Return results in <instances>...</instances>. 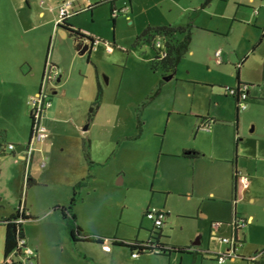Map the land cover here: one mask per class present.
<instances>
[{"label":"rangeland","instance_id":"1","mask_svg":"<svg viewBox=\"0 0 264 264\" xmlns=\"http://www.w3.org/2000/svg\"><path fill=\"white\" fill-rule=\"evenodd\" d=\"M197 1L203 2L161 0L158 4L152 2L156 4L152 6L151 0H141L139 13L130 15L129 19L119 17L115 26L109 14L104 12L108 7L105 3L97 8V14L102 13L100 18L93 19L86 11L70 19L77 21L85 30L97 32L104 42L111 43L115 37L126 46L123 47L126 51L116 48V57L111 59L101 55V67L110 65L112 71L110 86L107 82L109 75L101 77L105 88L114 89V92L118 86L120 88L116 100L114 95L108 102L102 100L100 112L93 121L96 131L101 133L105 123L113 122L115 125L117 116L123 119V129L128 130L131 136L137 134L138 121L142 123L144 132L138 142L123 139L116 142L111 136L116 157L108 165L94 168L96 177L81 192L84 202L78 208L79 218L84 229L96 236L146 239L153 228L152 221L145 217L146 211L165 209L169 213L163 227L165 242L191 245L204 236L206 246L210 222L221 223L224 230L233 222L234 212L241 217L253 214L257 218L254 224L243 227L247 238L244 247L246 251L251 250L252 245L264 249V196L254 206L247 201L242 203L238 197L232 199L231 163L225 159L232 158L236 138L239 141V172L242 169L246 174L247 165L258 164L264 179V37L253 50L263 35L264 0H215L205 12L185 11L190 3L196 6ZM123 2L128 3L127 0H119L118 6ZM55 6L50 0H0V130L4 134L6 152L9 144L17 147L28 145L31 97L25 106V110H29L27 117H21L23 110L18 87L22 86L21 82H31L22 74L27 65L37 72L38 63L53 49L52 45L49 49L48 26L44 24L52 18L50 8ZM40 11L46 13L44 19L38 15ZM168 11H172L168 16L171 20L185 25L194 24L191 52L183 59L173 80L164 81L165 76L161 73L152 75L153 81H163L164 86L159 92L157 88L150 91L152 82L139 75L141 65L134 58L135 53L144 55L150 47L136 46L134 33L146 29L148 18L153 22H163L161 18ZM208 26L220 31L207 29ZM50 37L55 38L52 34ZM104 42L99 46L102 52ZM218 53L219 57L216 56ZM217 60H223V63L216 64ZM60 72L61 77L62 70ZM237 74L241 84L249 85L252 99L247 101V110L239 112L236 120L235 100L226 94L225 89L237 87ZM240 88L243 90L245 86ZM183 92L196 95H182ZM172 105L180 113L169 115ZM190 108L194 114H185V110ZM109 114L113 118H107ZM207 115L217 120L209 131L198 128L200 119ZM164 136V150L179 151L183 145L195 146L196 149L187 150L199 152L202 157L187 168L176 158H166L168 165L161 167L155 156ZM19 140L25 141L20 143ZM123 149L130 155L122 159ZM1 156V166L5 168L3 161L13 160V156L9 152ZM220 158L223 160L218 162ZM44 161L48 164L49 158ZM118 164H123L127 170L124 183L113 173ZM5 172L4 177L10 181L8 172ZM158 183L171 186L183 183L185 188H189V193L183 195L173 191L161 195L155 190ZM262 189L264 191V184ZM214 243L218 242L211 238V244ZM76 248L89 258V262L83 260L81 264H100L97 253L100 245L82 242ZM111 248L114 252L130 255L125 248ZM45 249L47 252L60 250L48 241ZM150 264L159 263L151 260Z\"/></svg>","mask_w":264,"mask_h":264},{"label":"crops","instance_id":"2","mask_svg":"<svg viewBox=\"0 0 264 264\" xmlns=\"http://www.w3.org/2000/svg\"><path fill=\"white\" fill-rule=\"evenodd\" d=\"M50 1L56 5V8H50L52 18L44 25L48 26L46 36L50 38L49 46L51 48L52 45L53 49L51 50V53L48 52L49 55H46L44 60L42 59L41 62L38 63L37 72H35L34 67H29L28 65L27 69L22 72V74L30 78L31 82L30 84H27V82H21L22 86L18 87V93L21 95V110H23L21 117H27V112L29 110L26 111L25 106L28 103L29 98L37 95L40 91L48 61L59 69V74H61L60 70H62L61 82L54 87L51 92L52 96L50 99L52 106L46 113V124L48 127L47 140L41 144H33L31 156L28 145L17 147L15 144H9L14 145L13 151H10L7 148L8 152L12 153L13 160L5 159L3 161L5 163V168L1 166V158L3 156L0 155V221L12 216L18 208H25L28 211V215L32 219L25 222L23 225L24 236L27 245L29 247H33L37 254V264H81L83 260L85 262H89L88 256L79 252L76 248V245L82 242H79L76 245L72 243L67 227L62 221L60 212L55 211L54 208L56 206L67 205L72 197L74 187L77 183L82 180H86L89 173H91L92 178L86 186L88 187L90 182H92V180L96 177L94 168L108 165L110 160L116 157V154H113L115 152L112 148L113 142L110 139L111 136L116 140V142L120 139L138 142L144 132L138 136V138H135L137 134H133L131 136L128 134V130L124 131L123 129V119L117 116H115L116 124L112 125L113 122L111 124L105 123L101 133H98L95 129V123H93L95 119L91 123H87L88 110L91 103L96 98L99 86L103 88V101H110L113 95L115 97L114 100H116L117 95H119L120 86H118L117 91L114 92V89H110L108 87L105 88V84L101 81L102 75H109L107 82L109 86L112 83V71L110 69V65L106 67L107 69L101 67L103 66L102 62H100L101 55L111 59L116 57V48L126 51V49L123 48L126 46L123 45V41H120L115 37H113V41L111 42L112 44L104 42L101 38H99L100 35L97 34V32L85 30L77 21L69 20L75 28L79 29L85 35L100 39V42H104L105 44L104 52H102L99 48L100 42H98L96 46L87 52L88 55H82L79 48L80 41H74L71 39L69 33L57 28L58 9L60 5L67 0ZM106 1L110 0H75L74 11L78 12L77 15L84 14V12L89 11L93 19L96 17L100 18L102 13L99 12L97 14L98 6L92 8L91 11L88 10V8L97 3H105L108 7L104 9V12L106 15L108 13L110 16V4ZM127 1L128 3L123 2L119 6L117 4L119 0L114 2L115 8L120 11V14L115 19V24L119 17L124 16V18L129 19L130 15L134 16V14L139 13L142 10L141 0ZM142 1L144 2V0ZM160 1L161 0H151V3L153 2L158 4ZM197 2L196 6H193L190 3L185 11L192 9L194 11L198 10L199 12H205L204 10H207L215 1L205 8L201 7L202 3H199V1ZM153 3L152 6H155L156 4ZM86 4L89 5L88 8L86 7ZM145 7H143V11H145ZM171 12L172 11H168L167 15H162L164 18H161L163 19V22L160 23L153 22V19L148 18L146 21V28L149 26L162 27L168 25L185 26L186 23L181 24V22L171 20L169 18V13ZM38 15L41 16L42 19L46 17V13L43 11H40ZM115 24L112 23L113 26H115ZM207 29L220 31L219 28H211L210 26H208ZM143 31L144 30L134 33V37H136L135 42L137 37ZM51 34L54 35L55 38L50 37ZM108 46L111 47V52H108ZM135 54L134 58L138 64L141 65L139 75L143 79H148L149 81L151 80L152 86L150 91H153V89L156 88L160 91L164 86V82L161 85V81L157 83V80L153 81L151 78L152 75L157 74L151 72L149 67L150 62L153 59L152 50L150 49V51H145L144 55ZM222 61L219 60V63L216 61V64L220 65L223 63ZM22 69V67L19 68L20 71H22ZM177 70L173 74V78L171 80L174 79ZM122 83L123 75L121 77V85ZM188 93L189 94L183 92L182 95H196L194 92ZM175 95L177 94L175 93ZM249 97V99H252L251 92H249ZM168 111L169 115H175L174 113L176 112L180 113V110H177L175 105H172V109ZM184 113L194 114L192 108H190V110H185ZM239 114L238 117H236V120L239 119ZM107 118H113V115L109 114ZM201 123L203 124L205 122L202 120L199 121L198 128ZM213 126H211V128ZM211 128H209L208 131L212 130ZM156 133L157 135H160L158 131ZM165 140L166 138L164 136V139L160 144L159 151L156 152L155 156V159L158 161V165L161 167L168 165L166 158H176L177 160H180L177 162H182V164L187 168L190 164H193L194 161L199 160L202 157V154L199 152L187 150L196 149L195 146L186 147L183 145L179 151L164 150ZM235 140L236 138L234 139V152L232 158H229L230 160L225 158L227 159L226 161H229L228 163H231L232 199H236V197H238V200L242 203L247 201L254 206L259 203L262 196H264V191L262 189V185L264 184V179H262L263 175L260 173V166L258 164L247 165L246 174L240 168L239 172L237 166V149L239 147V141L235 144ZM24 141L25 140H19L20 143H24ZM86 144L89 146L91 161L95 163V167L92 171H90L84 156V148L86 147ZM194 153H198L199 155L196 158L190 157ZM129 155L128 151H124L123 149L120 158L123 159ZM44 157L49 158V163L45 164V167L42 168L41 163L46 159H43ZM221 160L223 159L220 158L217 161L219 162ZM234 169L243 175L247 182L246 187H244L241 178H237L236 188L234 187ZM113 170L115 177L118 179L122 178L120 181L124 183L127 173L124 165L118 164L113 168ZM4 171L8 172L10 181L4 177ZM26 176H29L30 179L35 182V185L29 187L27 190H24V179ZM238 185L239 189L237 191ZM155 190L161 195L168 194L173 191H177L183 195L189 193L187 192L189 191V188H185L183 183L175 184L173 186L167 183H158ZM83 202L84 201L82 200L75 207L77 223L83 230L92 234V232L84 229V226L81 224V219L79 218L80 212L78 208ZM158 210L166 211L165 209ZM246 215L244 214L243 217H241L242 215L239 216L243 220L239 221V228L241 230L237 231V233L233 230L232 223L228 224L230 226L229 228L223 230L220 226L216 231L212 227L214 222H210L211 224L207 245H204V236H200L201 238H199L198 241L199 245H196L201 251L199 253L193 249L191 250L193 243H191V245L175 244L173 246L187 247L190 249L187 250V253H167L161 255H149L144 258H133L132 254H120L118 252H114L112 248L110 252H105L102 250V246H100L97 250L100 259L98 261L100 264H150L151 260H156L159 264H218L216 262L217 255L228 253L233 258L228 260L225 264H264V249L252 245L251 250H245L244 245L247 238L243 232V227L248 224H251L252 226L254 221L257 219L253 214H249L248 216ZM200 216L205 217V215L201 213ZM33 226H35L34 228H37V230L34 229ZM221 237L233 239L234 245L231 246L221 242L219 240ZM4 238L5 229L0 226V264L5 263ZM211 238L216 239L218 243L211 244ZM120 239L125 240L124 238ZM135 239L145 241L148 237L146 239H139L136 237ZM235 240L240 242L242 241L243 243H237ZM47 241L55 245L60 250L57 252H47L45 249Z\"/></svg>","mask_w":264,"mask_h":264},{"label":"trees","instance_id":"3","mask_svg":"<svg viewBox=\"0 0 264 264\" xmlns=\"http://www.w3.org/2000/svg\"><path fill=\"white\" fill-rule=\"evenodd\" d=\"M116 0L106 1L110 4V21L115 24L116 17H113V13L116 10L115 2ZM215 0H203L202 8L210 5ZM101 3H97L88 8V10H92V8L99 6ZM78 12L73 11L70 17L64 19L61 24L57 25L58 29H62L69 33L70 36L74 38L76 41L87 40L92 43L90 50L94 47L95 42H100V40L85 35L79 29L75 28L71 23L70 19L76 16ZM194 26L192 23H188L185 26H162V27H147L136 39L135 45H147L153 52V59L149 64L150 70L153 73H161L162 76H168L174 74L181 63V61L191 52V44L194 35ZM264 37V30L261 39L254 46L253 50H255L261 43L262 38ZM158 43L160 46H158ZM50 49V46H49ZM237 87L236 90H241L240 86L243 85L246 87V92L249 97V85L241 84L239 82V76L237 74ZM163 84V81L160 83ZM159 89L157 90V92ZM236 103L237 113L236 117L239 114V97L231 96ZM103 100V88L101 86L98 87L97 95L95 100L91 103L88 114H87V123H91L101 106V102ZM248 101V100H247ZM30 119V134H29V142L32 140L34 135V117L32 112H29ZM201 120L205 123H201L199 125V129L203 127L211 128V126L215 125L216 119L210 118L208 115L201 118ZM143 133L142 123L138 121L137 123V135L135 138H138ZM4 134L0 131V155H7L6 150L3 146ZM238 143V140H235V144ZM29 145V144H28ZM12 155V153H9ZM199 154L194 153L190 157L196 158ZM84 156L85 160L89 166L90 171L95 167V163L91 161L89 146L86 144L84 148ZM239 172L234 169L233 170V183L236 188L237 177ZM92 178L91 173H89L86 180H82L77 183L74 187L72 197L67 205L56 206L54 208L55 211H59L61 214L62 221L65 223L68 233L70 235V239L74 245L79 242L91 243L103 246L106 242H109L111 246L125 248L129 250L130 254H137V257L147 256V255H161V254H172V253H187V247H178L170 245L164 242L166 236L164 235L163 227L165 225V220L169 217V214L164 210H159L163 212L165 215L164 224L162 227H157L153 224V228L149 231L148 239L145 241H140L134 239L132 241H126L118 238L117 236H113L112 238L108 237H100L94 234L88 233L83 230L77 223V218L75 214V207L78 203H80L83 199L81 196L82 190L87 186V183ZM35 185V182L30 179L29 176H26L24 179V190H27L29 187ZM236 192V191H235ZM149 210L146 211L145 217L147 216ZM32 218L28 215V211L25 208H18L15 213L7 219L0 221V226L5 229V238H4V264H24L22 259V247H20V242L25 240L23 225L25 222L31 220ZM234 225L233 230L235 233L241 230L238 226V221L243 220L238 216V213L234 212L233 215ZM237 243H243L242 241H237ZM156 251L158 253H156ZM260 264V263H257Z\"/></svg>","mask_w":264,"mask_h":264},{"label":"built area","instance_id":"4","mask_svg":"<svg viewBox=\"0 0 264 264\" xmlns=\"http://www.w3.org/2000/svg\"><path fill=\"white\" fill-rule=\"evenodd\" d=\"M75 8V2L72 0H67L64 1L59 9H58V20H57V25L61 24L62 21L68 17H70V15L72 14V12L74 11ZM120 11L119 10H115L113 13V17H117L119 15ZM98 44V42H95L93 46H96ZM158 46H160V44L158 43ZM108 48V52H111L112 49L111 47H107ZM216 56H220V54L218 53ZM217 62L219 63V60H217ZM59 69L56 68V66L52 63H50L48 61L47 66H46V70L45 73L43 75V79H42V85L40 88V91L37 95H34L31 97L30 99V111L33 114L34 117V135L32 140H30L29 142V151H30V156L32 153V146L33 144H41L43 142H45L48 138V127L46 124V113L48 111V109L52 106V102H51V92L52 89L54 87H56L55 83L57 81V79L59 78ZM226 94L227 95H231V96H237L239 97V111H244L247 108V100H248V94L246 92V87L243 90H236L235 88H226ZM203 129L208 130V127H203ZM8 149L10 151L14 150V145H9ZM41 167H45V161H43L41 163ZM237 178H241L244 187L247 186V182L245 180V178L243 177V175L241 173L238 174ZM146 218L150 221H152V223L157 226V227H162L164 224V220H165V215L163 212H160L158 209H151L149 210ZM232 225H234V220L232 222ZM221 226V223H217L214 222L212 224L213 229H215L216 231L218 230V228ZM238 226H239V221H238ZM219 240L223 243H226L228 245H234V240L231 238H224L221 237L219 238ZM20 247H22V259H23V263L24 264H37V254L35 252V250H33L31 247H29L26 243V239L22 240L20 242ZM102 250L105 252H110L111 251V245L109 244V242H106L103 246H102ZM156 253H158L156 251ZM133 258H137V254L134 253L132 254ZM233 257H231L228 253L226 254H219L217 255V260L216 262L218 264H225L228 260H231Z\"/></svg>","mask_w":264,"mask_h":264},{"label":"water","instance_id":"5","mask_svg":"<svg viewBox=\"0 0 264 264\" xmlns=\"http://www.w3.org/2000/svg\"><path fill=\"white\" fill-rule=\"evenodd\" d=\"M92 46V43L90 41H87V40H83V41H80V45H79V48H80V52L82 55L86 54L88 51H90V48ZM173 78V74L172 75H169L167 77H165V81H169ZM61 82V77H59L55 83V85L57 86L59 83ZM193 246H196V245H199V242L198 243H193L192 244ZM190 248H187V250H189Z\"/></svg>","mask_w":264,"mask_h":264},{"label":"flooded vegetation","instance_id":"6","mask_svg":"<svg viewBox=\"0 0 264 264\" xmlns=\"http://www.w3.org/2000/svg\"><path fill=\"white\" fill-rule=\"evenodd\" d=\"M198 248H199L198 246H193V247H191V250L193 249L194 251H196L197 253H199L201 251Z\"/></svg>","mask_w":264,"mask_h":264}]
</instances>
